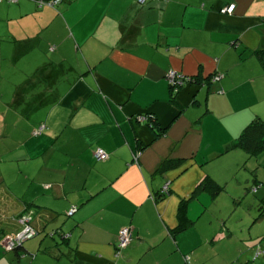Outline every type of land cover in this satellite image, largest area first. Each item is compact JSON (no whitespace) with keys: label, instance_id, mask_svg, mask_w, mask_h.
<instances>
[{"label":"crops","instance_id":"crops-1","mask_svg":"<svg viewBox=\"0 0 264 264\" xmlns=\"http://www.w3.org/2000/svg\"><path fill=\"white\" fill-rule=\"evenodd\" d=\"M36 1L0 2V61L35 64L0 113V240L24 216L38 236L0 264H42L38 242L48 264H236L233 208L264 213V150L234 146L264 120V0ZM170 71L197 82L175 93ZM205 179L215 197L194 193ZM182 203L192 225L175 232Z\"/></svg>","mask_w":264,"mask_h":264},{"label":"rangeland","instance_id":"rangeland-1","mask_svg":"<svg viewBox=\"0 0 264 264\" xmlns=\"http://www.w3.org/2000/svg\"><path fill=\"white\" fill-rule=\"evenodd\" d=\"M15 4V3H13ZM35 64H27V63H20L17 65H10L9 62H2L0 61V79H1V91L3 94L0 97V113L4 115L8 110L7 107L4 105L5 102H8L13 96L11 95L12 89H9L10 86L8 84H18L22 83L27 79L29 73L32 72ZM30 76V75H29ZM13 77L14 79H10ZM9 93V95H8ZM15 120L14 118H11ZM38 120V115L31 118L30 125H34ZM33 127L27 126V131L29 132L30 138H35L36 136H32V129ZM13 132L15 131V125H12ZM11 144L2 138V134H0V154L5 152L7 148ZM262 206V205H261ZM261 206L258 207L255 205L254 207H249L247 204H243L239 208H233L234 216H231L229 223H227L228 227L233 229L234 236H233V244L234 246H230V257H232V253L238 250L241 247V253L238 254L236 251V264H264V216L259 217L261 210ZM258 207V208H257ZM252 211V212H251ZM243 215L245 219L243 218ZM16 216V215H15ZM242 218H239V217ZM201 227H198V231H200ZM36 238L38 236H35ZM230 238V237H229ZM35 238L26 240L24 243H28ZM237 241V242H236ZM38 242V240H37ZM231 244V242H230ZM39 242L34 247V251L36 253H32V255L37 254V260H40L42 264H48L46 262V258L39 256V252L37 250V246ZM238 261V262H237ZM24 264V263H23ZM26 264H39L38 261H34L33 257L28 259Z\"/></svg>","mask_w":264,"mask_h":264},{"label":"built area","instance_id":"built-area-1","mask_svg":"<svg viewBox=\"0 0 264 264\" xmlns=\"http://www.w3.org/2000/svg\"><path fill=\"white\" fill-rule=\"evenodd\" d=\"M5 1L7 3H16L18 0H0V2ZM63 0H37L36 3L39 6H48L55 7L59 5ZM147 0H138V3L144 4ZM234 10V5H229L223 9V12L226 14H231ZM222 78L221 74L216 75L213 78V81H219ZM166 80L171 89L176 92L181 86L193 81L192 78L186 77L184 75L178 74L176 72L170 71L166 75ZM144 120V119H143ZM42 131V128H39L34 132V135H39ZM95 157L98 160H107L108 154L101 149L95 151ZM137 157H135L136 159ZM162 194L167 195L169 193L168 185H165L162 189ZM76 212V207H71L67 212L68 216H72ZM22 224V229L20 232L16 233L13 236H6L0 241V246L4 252H11L16 247L20 246L24 241L29 240L35 236V231L29 225V219L27 216L22 217L20 220ZM131 241V231L129 228L122 229L118 237V245L116 246V255L120 253Z\"/></svg>","mask_w":264,"mask_h":264},{"label":"trees","instance_id":"trees-1","mask_svg":"<svg viewBox=\"0 0 264 264\" xmlns=\"http://www.w3.org/2000/svg\"><path fill=\"white\" fill-rule=\"evenodd\" d=\"M147 2L148 1H146L144 4H146ZM255 55L261 62L262 66L264 67V51L262 50L256 51ZM216 75H218V73L209 76L208 78L204 79L202 83L199 82V84L208 85L211 82L212 83L216 82V81H213V78ZM192 79L193 81L191 83L197 82L195 78H192ZM171 91H173V89H171ZM145 118H146L145 119L146 123L153 129L154 119L152 117H147V116ZM234 146L238 147L240 150L244 151L248 156H251V157L258 155L261 151H263L264 150V120L259 119V118L252 120L251 123H249V125L243 130L242 134L240 135V137L238 138ZM162 166L163 167H161V169L166 168L165 164H163ZM221 189L222 187L216 184L214 181L210 179H205L197 187L194 193H196V191L197 192L205 191V192H208L212 197H215L220 192ZM162 195L164 196V194ZM158 200L159 198L155 199V201H158ZM263 216H264V213H261V217ZM69 217H72V216H69ZM177 217H178V225L175 229V232H182L192 225V222H190L185 216V203L181 204ZM24 242L20 246L16 247L13 251L17 252L18 250H21Z\"/></svg>","mask_w":264,"mask_h":264}]
</instances>
